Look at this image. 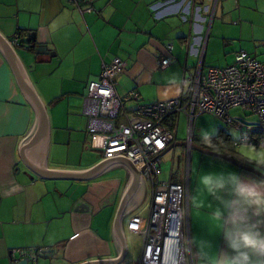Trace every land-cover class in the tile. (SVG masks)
Wrapping results in <instances>:
<instances>
[{"label":"crops","instance_id":"crops-1","mask_svg":"<svg viewBox=\"0 0 264 264\" xmlns=\"http://www.w3.org/2000/svg\"><path fill=\"white\" fill-rule=\"evenodd\" d=\"M94 5L98 14H81L68 0H0V264L21 261L12 251L31 248L48 251L37 264H134L142 251L126 263L128 223L147 213L150 204L141 207L148 186L151 198L152 190L135 167L91 148L83 113L89 78L101 74L103 63L120 58L128 64L116 80L121 97L136 90L145 104L169 101L182 94L186 67L194 72L202 62L205 68L204 45L225 46L243 40L244 31L251 30L253 39L264 32V0H96ZM229 21L239 33L235 38L228 36ZM17 34L19 46H13ZM258 42L256 47L248 42L252 52L240 51L264 62V38ZM41 45L47 54L37 52ZM166 58L171 65L159 69ZM37 107L47 122L35 130ZM247 114L248 120L240 121L257 122ZM238 137L230 136L233 142ZM251 146L256 150L243 157L264 175V146ZM172 163L165 181L184 185L188 175L190 245L195 236L222 247L211 216L216 202L202 189L200 176L235 172L264 178L206 154L177 178L175 159Z\"/></svg>","mask_w":264,"mask_h":264},{"label":"built area","instance_id":"built-area-1","mask_svg":"<svg viewBox=\"0 0 264 264\" xmlns=\"http://www.w3.org/2000/svg\"><path fill=\"white\" fill-rule=\"evenodd\" d=\"M81 14H98L96 0H68ZM19 46V34L12 42ZM27 50V46H21ZM171 60L162 59L158 68L167 69ZM128 70L126 61L115 58L103 63L99 76L90 77L83 94V113L88 117L91 148L102 151L104 157L129 161L150 184L152 198L145 215L133 217L128 231L142 238L141 257L134 264H187L192 263L190 241L186 242L188 175L184 185L162 181L163 155L177 143L179 119L185 116L189 131L187 148L193 142V125L198 115L211 114L221 120L226 129L232 128L239 137L234 146L257 145L258 136L264 135V62L245 51L235 55L233 65L225 68L203 67L202 62L190 72L185 68L183 92L180 97L153 104L143 103L136 90L121 97L116 80ZM133 104L132 109L127 106ZM242 109L257 118L256 123L233 119L230 112ZM189 238V237H188ZM46 249H15L20 260L28 258L37 264Z\"/></svg>","mask_w":264,"mask_h":264},{"label":"clouds","instance_id":"clouds-1","mask_svg":"<svg viewBox=\"0 0 264 264\" xmlns=\"http://www.w3.org/2000/svg\"><path fill=\"white\" fill-rule=\"evenodd\" d=\"M171 82L176 83L177 78ZM204 138L208 139L207 134ZM199 184L216 202L210 206L211 216L223 246L192 237L196 264H264V179L235 172L206 173L200 176ZM197 200L193 197L198 207Z\"/></svg>","mask_w":264,"mask_h":264},{"label":"rangeland","instance_id":"rangeland-1","mask_svg":"<svg viewBox=\"0 0 264 264\" xmlns=\"http://www.w3.org/2000/svg\"><path fill=\"white\" fill-rule=\"evenodd\" d=\"M214 16H215V10L212 11L210 18L208 19L207 30L209 34L211 33V29L213 27ZM231 21H229L230 29L228 28L227 32H230V33L232 32L233 34L232 33L228 34V36L235 38L236 36H238L239 33L235 30V27L231 25ZM250 31L251 30L243 32V36H245L243 40L235 38V39L229 40L228 42H225V46L223 45L214 46L213 44H211L212 46H210V48L207 49L206 45H204L203 51L205 53V56H204L205 57L204 58L205 69L225 68V67L230 66L231 56H233L234 53L237 51L246 50L248 52H252L247 49V45H249L250 43H252L254 47H256L255 46L256 43L260 45V42L258 41H261L264 38V32H260V34L256 36L255 39H253L252 37L253 35L252 33H250ZM206 38H207V35L205 39ZM262 50L264 51V47L262 48ZM230 115L232 116L233 119H238L242 121L248 120V118L245 117L248 114L244 113L242 109L233 110L231 111ZM251 119L255 120L252 117ZM186 121L187 120L185 116H182L180 119V125H179V135L180 136H179V140H177L178 145L175 146L174 149L170 150L165 156L162 157V164H161L162 175L160 177L162 181L169 179V174H170L172 164H173L172 160L175 159L173 168L175 172V178H177L180 175V173L186 171L188 163L190 165L189 169L191 171V168H193V163L195 162V159H197L198 156L202 155L201 152H199L198 150L194 148L191 149V153L189 154V150L187 146H185L187 139H188V131H189V126ZM221 130L226 131L233 139H236L238 137L237 132L234 129L232 128L226 129L223 122L219 120L218 118H216L215 116L211 114H202V115L197 116L194 122V125H193V139L195 140L196 145L194 144L193 146L198 147L197 144L199 142L211 141L214 137L218 135V133ZM206 134L208 136L207 140L204 138ZM255 150L256 149L251 145H240L236 147L235 149V151L238 154L242 156H246L248 158H249V155L247 151H255ZM95 153H98V152H95ZM262 170L264 172V169ZM147 192H148L147 198H146L145 203L141 207V210L146 209L150 204L151 192H150L149 186H148ZM183 209L185 211L184 214L186 216L185 238H186V242H188V237H189L188 230L189 229H188L187 214H186L187 211H186L185 205L183 206ZM127 242H128V247H129V257L126 263H129L130 261L135 260L136 258L140 256L141 251H142V239L139 236H134L127 232ZM187 244H186L187 264H196V261L194 259V253L192 254V257H193L192 263L190 261V258L188 255V245Z\"/></svg>","mask_w":264,"mask_h":264},{"label":"trees","instance_id":"trees-1","mask_svg":"<svg viewBox=\"0 0 264 264\" xmlns=\"http://www.w3.org/2000/svg\"><path fill=\"white\" fill-rule=\"evenodd\" d=\"M258 144L255 146H264V135L258 136ZM196 145L195 140L193 139L192 145ZM199 148H202L204 150L214 152L217 154H222L226 157H229L233 161L237 162L238 164L248 166V162L244 157L240 154H238L234 146V142L231 140L230 136L224 131L221 130L216 137H214L211 141L208 142H199L198 144Z\"/></svg>","mask_w":264,"mask_h":264},{"label":"water","instance_id":"water-1","mask_svg":"<svg viewBox=\"0 0 264 264\" xmlns=\"http://www.w3.org/2000/svg\"><path fill=\"white\" fill-rule=\"evenodd\" d=\"M29 42L32 43V48H33L34 45H35V43H36L35 35H34V34L32 35V39H30ZM37 52H38V53H46V54H47V48H46L45 46L41 45V46H39V47L37 48ZM46 122H47V118H46L45 113H44L41 109H39V107H37V108H36V127H35V130H36L40 125H43V126L46 125ZM185 145L187 146V143H186ZM175 146H177V145H175ZM192 148L198 150V151L201 152L202 154L212 155V156H215V157H219V158L225 159V160H227V161H229V162L235 164L236 166L240 167V168L243 169V170H247V171H249V172H252V173H254V174H256V175H258V176L264 178V175H263L261 172L255 170V169H253V168H251V167H248V166H244V165L238 164L237 162L233 161V160L230 159L229 157H226V156H224V155H222V154H217V153H214V152H210V151L204 150V149H202V148H199V147H197V146H192ZM123 160L125 161V163H127V165L129 166V168H130L131 170L134 169V166H133L129 161H127V160H125V159H123ZM84 207H85V205H81V206H80L78 209H76V210H80V211H81ZM13 264H30V261H29L28 258H25V259H23V260H21V261H15Z\"/></svg>","mask_w":264,"mask_h":264}]
</instances>
